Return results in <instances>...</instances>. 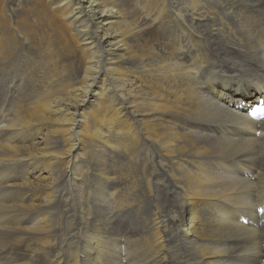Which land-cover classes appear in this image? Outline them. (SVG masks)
<instances>
[{"label":"bare ground","instance_id":"obj_1","mask_svg":"<svg viewBox=\"0 0 264 264\" xmlns=\"http://www.w3.org/2000/svg\"><path fill=\"white\" fill-rule=\"evenodd\" d=\"M262 209L264 0H0V264H264Z\"/></svg>","mask_w":264,"mask_h":264},{"label":"rangeland","instance_id":"obj_2","mask_svg":"<svg viewBox=\"0 0 264 264\" xmlns=\"http://www.w3.org/2000/svg\"><path fill=\"white\" fill-rule=\"evenodd\" d=\"M83 114H84V116L87 115V114H86V111H84ZM53 152H54V151H53ZM81 153H83V152H81ZM262 248H264V247H262Z\"/></svg>","mask_w":264,"mask_h":264},{"label":"snow or ice","instance_id":"obj_3","mask_svg":"<svg viewBox=\"0 0 264 264\" xmlns=\"http://www.w3.org/2000/svg\"><path fill=\"white\" fill-rule=\"evenodd\" d=\"M262 211H264V209H262Z\"/></svg>","mask_w":264,"mask_h":264}]
</instances>
